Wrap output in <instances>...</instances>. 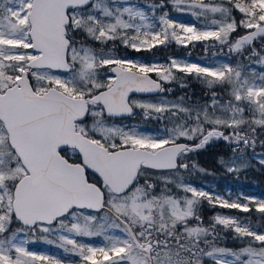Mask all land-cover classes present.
I'll return each mask as SVG.
<instances>
[{"label": "snow or ice", "instance_id": "1", "mask_svg": "<svg viewBox=\"0 0 264 264\" xmlns=\"http://www.w3.org/2000/svg\"><path fill=\"white\" fill-rule=\"evenodd\" d=\"M168 3L204 27L170 19ZM147 8L151 15L128 0H0V264H63L26 247L38 234L57 237L80 264H264V232L225 215L205 226L199 214L206 200L244 213L254 205L264 217V200L230 201L178 179L190 167L204 171L187 156L213 140L232 145L233 159L220 162L234 172L241 146L254 149L264 136V46H255L264 41V0H156ZM173 41L206 42V50L211 41L261 71L231 61L148 64L108 48L151 51ZM176 73L225 89L227 99L212 91L210 103L193 108L164 95L131 98L170 92L164 84ZM136 109L166 120L162 134L110 122ZM218 227L246 243L217 246ZM95 237L103 243L80 239Z\"/></svg>", "mask_w": 264, "mask_h": 264}, {"label": "trees", "instance_id": "2", "mask_svg": "<svg viewBox=\"0 0 264 264\" xmlns=\"http://www.w3.org/2000/svg\"><path fill=\"white\" fill-rule=\"evenodd\" d=\"M138 1L156 2V0ZM162 11H167L170 18L174 17L182 20H187L194 23L198 27L202 26L203 19L198 20L196 17H193L188 12L177 11L175 8L172 7L171 3H168L167 7L164 8ZM157 13L161 14V10H158ZM234 15L239 18V13H234ZM242 34H244V29H239L237 33L233 34V39ZM78 37H83L86 39L83 34H78L77 38ZM211 43V41L207 42L209 54L224 53L229 58V61H231L233 64L242 62L243 65L247 67L249 63H251L252 65L256 66L255 69L257 73L260 72L257 68L258 64H256L255 62H249L247 60H243L242 57L229 54L227 48L221 50L218 45L216 47H211ZM187 45L188 46L177 45L173 41L165 45L157 46L151 51L142 50V53L147 58L153 56L160 57L162 59H165L171 55H184L191 56L194 58L201 57L199 55L202 54L204 55V48L202 47H206V42H192ZM255 46L257 48L264 46V41L257 40L255 42ZM121 48L122 45H114L112 48L113 54L120 52ZM245 55H247V52H245ZM176 77L177 79L175 81L168 82L169 85H174V83H176L178 85V88L199 92L197 94L192 95V98H198L201 100L206 99V104H208L211 100L212 91H215L217 93V97L222 102L223 100L227 99V93L225 89H221L219 86L209 89V87L204 83V81L201 79H197L195 75L176 73ZM261 139H264V136H259L257 138L256 146L254 149L252 147L243 149V146H241L242 151L235 154V163L238 170L234 172L226 171L225 167H223L220 162L221 159H224L226 161H231L233 159L234 154L232 151V145L227 142H224L222 144H214L207 146L206 177H192L189 178V180H191L195 186L203 184L204 181H210L212 182V186L214 187V189L223 194H226L227 192H230L232 194H236L237 192H243L264 196V165H261L259 163V160L254 158V155L257 152L264 151V146H262L260 143ZM208 147H213V149H208ZM252 208L253 210L251 212L244 213L236 209H224L218 206L213 207L212 205L208 204L205 200L199 207V214L203 218V223L205 226H208L212 222V218L217 214L227 212L232 215H235L238 219L242 220L243 222L249 223L251 226H253L259 231L264 230V217H262L259 213L254 210V205L252 206ZM218 232L219 238L216 240L217 246L238 250L244 245V243H246L245 241L235 239L234 234L231 231L224 230L222 227H218ZM211 263L213 264L212 260L206 257L203 258V264Z\"/></svg>", "mask_w": 264, "mask_h": 264}, {"label": "flooded vegetation", "instance_id": "3", "mask_svg": "<svg viewBox=\"0 0 264 264\" xmlns=\"http://www.w3.org/2000/svg\"><path fill=\"white\" fill-rule=\"evenodd\" d=\"M77 39L84 40L85 38L78 37ZM88 43L92 44L95 47H99L98 45H95L94 42L92 41H88ZM113 46L114 45L109 44L108 48L112 49ZM204 51L206 52V48H204ZM115 55L125 57L128 59H132L134 61L144 62L148 64H152L153 62H155L157 64H163L165 66H167V64L169 63V59L171 57H175L174 55H171L165 59H162L160 57H153V56L147 58L142 53V51L137 52L135 50H132L130 48H125L123 46L120 49V52L115 53ZM164 87L165 89H171V91L166 92L164 94H151V95L133 93V94H130V96L132 99H135V100H158L161 95H164L165 98L169 101H179L193 108L206 104V99L201 100L198 98L191 97L192 95L199 93L197 91L178 88V85L176 83H174V85H169V83H165ZM110 122L115 123L117 125H125L129 127L135 126L144 133H152V134H162V130L167 124L166 120L162 121V120H156V119H145L144 113L139 109L135 110V115L133 116L115 117V118H112ZM224 142L225 141L223 140H213L207 146L214 145V144H222ZM206 147L199 151L191 152L187 156V162L189 163V165L195 163L199 169H203L204 171H199L197 169H193L190 167L187 171H182L178 175V179H182L183 181H186L187 183H191V185L195 186L194 183L191 180H189V178L206 177ZM208 149H213V147H208ZM197 187H200V185ZM180 195H183V193L181 192Z\"/></svg>", "mask_w": 264, "mask_h": 264}, {"label": "rangeland", "instance_id": "4", "mask_svg": "<svg viewBox=\"0 0 264 264\" xmlns=\"http://www.w3.org/2000/svg\"><path fill=\"white\" fill-rule=\"evenodd\" d=\"M128 3L135 4V5H137V6L141 7V8H144L146 11H149V15H151V12L147 8V5H151V4L155 3V2H142V1H138V0H128ZM156 14H157V16L159 15V13H156ZM169 18H170V16H169ZM170 19L176 21L177 23H183L185 25H195L194 23H192L190 21H187V20H182V19H178V18H174V17H172ZM195 26L197 28L204 27V21H202V26L201 27H198L197 25H195ZM186 46H188V45H186ZM202 48H206V47H202ZM208 52H209V50H208V47H207L206 52L204 51V55L203 54L199 55L201 57L194 58V57H191V56L177 55V56L171 57V58H177L178 60H181L182 62H191V63H197V64H201V65H206V66H217L221 62L229 61V58L224 53L209 54ZM169 61H170V59H169ZM252 67L255 68L256 66L252 65ZM257 68H258L259 71H261V66L259 64H258ZM261 154H264V151L257 152L254 155V158L259 160V157H260ZM184 182L187 183L186 181H184ZM189 184H191V183H189ZM195 187L198 188V189H203L205 191H208L209 193H213V194L219 195L222 198L228 199L230 201L231 200H236L237 198H239L241 202L246 203L247 201L244 200V197H255L257 199L264 200V196H259L257 194H253V193L237 192L236 194H232L230 192H227L226 194H223V193L217 191L216 189H214V187L212 186V182H210V181H204L203 184L200 185V187H197V185ZM226 211H228V210H226ZM217 215H225V216H234V217H236L235 215H232V214L227 213V212L219 213ZM15 227L16 226L14 225L13 226V230H14ZM257 231H259V230H257ZM261 232H264V230H261ZM28 238H29L30 242L26 245V247L30 251H34V252H36L38 254L50 255V256L55 257V258L59 259L60 261H62L63 264H80V260H79L78 256L73 255L70 252L69 253H65L63 248L58 247L59 241H58L57 237H55V236H47V237H45L43 234H38L35 237L29 235ZM80 239L82 240V242L91 243V244H95V245H101L103 243V238L102 237H95V238H92V239H89V238H80ZM48 240H52V241H54V243H48ZM206 258H208V257H206ZM208 259L211 260V258H208Z\"/></svg>", "mask_w": 264, "mask_h": 264}, {"label": "water", "instance_id": "5", "mask_svg": "<svg viewBox=\"0 0 264 264\" xmlns=\"http://www.w3.org/2000/svg\"><path fill=\"white\" fill-rule=\"evenodd\" d=\"M146 95H151V94H146Z\"/></svg>", "mask_w": 264, "mask_h": 264}]
</instances>
